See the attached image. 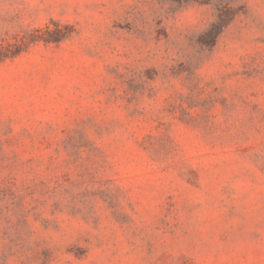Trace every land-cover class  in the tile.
<instances>
[{
  "label": "rangeland",
  "instance_id": "374dc122",
  "mask_svg": "<svg viewBox=\"0 0 264 264\" xmlns=\"http://www.w3.org/2000/svg\"><path fill=\"white\" fill-rule=\"evenodd\" d=\"M0 264H264V0H0Z\"/></svg>",
  "mask_w": 264,
  "mask_h": 264
}]
</instances>
